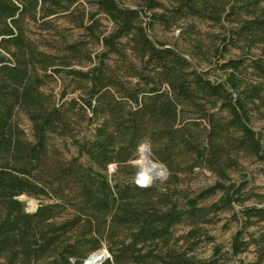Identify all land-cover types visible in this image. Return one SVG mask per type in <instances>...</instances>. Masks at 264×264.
<instances>
[{
    "label": "trees",
    "instance_id": "1",
    "mask_svg": "<svg viewBox=\"0 0 264 264\" xmlns=\"http://www.w3.org/2000/svg\"><path fill=\"white\" fill-rule=\"evenodd\" d=\"M130 1L139 3L87 0L85 11L81 0H0V264H81L102 248L101 264H232L249 248L248 264H264V191L230 178L248 159L262 165L264 183L262 136L250 126L264 103V0ZM187 21L219 26L222 52L240 53H219L220 81L147 34ZM64 25L77 37L66 40ZM55 77L77 98L54 99ZM67 141L68 160L59 148ZM144 143L168 173L160 188L129 182ZM199 171L211 185L175 190L179 176ZM23 195L47 202L26 212ZM225 212L237 223L227 249L196 258L203 226Z\"/></svg>",
    "mask_w": 264,
    "mask_h": 264
},
{
    "label": "rangeland",
    "instance_id": "2",
    "mask_svg": "<svg viewBox=\"0 0 264 264\" xmlns=\"http://www.w3.org/2000/svg\"><path fill=\"white\" fill-rule=\"evenodd\" d=\"M83 2L87 0H81ZM123 6L129 7H136V1L130 0H117ZM158 2L164 3L162 0H156ZM166 4V3H165ZM85 7V11H93L92 8L88 6V4L83 3ZM146 11V10H145ZM154 12H159L160 10L156 9L153 10ZM150 12L146 11V14ZM96 18L100 19V30L104 33H107L110 29V24L100 15L97 14ZM180 28L171 27L168 30H163L158 26H154L151 31H147V34L150 39L153 41L165 42L172 47L176 48L178 51L185 54L186 58L189 60L191 66L195 68L196 71L205 72L208 79L211 81H220L223 79V73L220 72L216 67V60L219 57V53H222V60L225 61L227 59H237L240 58V53L235 49H228L225 53L222 52V29L219 26H214L209 22L199 23L193 22H180ZM187 25H191L194 28L193 33L183 34L180 36V32L182 29L184 30ZM75 29L71 25H64L62 30L63 37L70 39V35L74 38L75 36ZM196 39V46H193L194 40ZM48 44L51 43V38L47 39ZM100 50L99 46L91 48L92 54L91 59L92 62L95 61L93 55ZM256 53V52H255ZM75 69H80L79 66H74ZM86 69V68H82ZM69 79L63 78L58 79L54 78L49 79L47 81V91L54 97V99H59V97H63L61 101H68L70 99H76L78 96V92L72 91V86L69 85ZM16 122L18 123L19 127L23 130L26 138L30 140V131H29V123L25 119V117L21 114H18L16 117ZM82 123L80 126L81 132L83 131ZM250 126L256 132L261 133V144H262V152L264 155V103L259 107L257 113L252 114L251 124ZM89 128V127H88ZM80 132V134H81ZM79 134V136H80ZM78 136V137H79ZM66 147L62 148L61 143H59V148L61 150L62 156L68 160L69 158L75 156V150L68 145V141L65 142ZM147 144H142L141 146ZM149 151V149H148ZM144 153L143 149L137 150V154L135 159L131 162V165L134 168V174L130 178L131 183L138 184V181L135 179L137 174V170L140 167L142 176L140 177L141 181L144 183L152 178V174L161 175V179H151L150 185L157 186L158 188L161 187L162 183L167 179L168 173L165 167L152 160L149 153V160L151 163L155 164L156 166L162 167L165 169L166 173L163 174L161 170H157L156 168L151 170L150 173L144 174V166L140 163V158ZM241 167L237 170V172L230 174V178L233 182H236L244 177H247L248 181L250 182L247 185V189L252 190L256 193H262L264 191V183L262 177L259 173H257V169L261 168L262 165L254 162L253 160H242L240 162ZM115 168H109L108 171V178L109 175L113 174ZM124 177V176H123ZM125 177H129L126 175ZM179 183L176 185L175 190L180 191L182 194L191 195V192L209 186L214 181V178L206 171H199L189 174L187 176H179ZM140 185V184H138ZM23 199H19L23 205L26 212H33L34 208H36L40 203H46V200L40 199H33L26 196H20ZM19 197V198H20ZM252 202H247L244 206L251 205ZM239 207L234 206V210L236 211ZM231 216L230 213H221L218 214L213 221L212 224L203 226V233L206 237H200L198 245L195 247L194 252L192 253L196 258L202 259L207 258L210 256L213 246H220L222 251H225L228 247V244L231 240V236L237 230V223ZM184 230L177 229L176 236H179L183 233ZM105 251L104 248L98 251ZM254 260L252 250L249 248L245 253L235 257L233 260L230 261L232 264H248Z\"/></svg>",
    "mask_w": 264,
    "mask_h": 264
},
{
    "label": "water",
    "instance_id": "3",
    "mask_svg": "<svg viewBox=\"0 0 264 264\" xmlns=\"http://www.w3.org/2000/svg\"><path fill=\"white\" fill-rule=\"evenodd\" d=\"M139 149H143V150H144V158H145V161H146V163L149 164V163H150V160H149V158H148V156H149L148 147H147L146 145H143V146H140ZM153 166H156V165L153 164ZM156 169H157V170H161L163 174L166 173L165 169L162 168V167L156 166ZM140 172H141V170H140V167H139L138 170H137V174H136V176H135V179H136V180H137L138 178H140V176H139V173H140ZM151 177H152L153 179H161V175H155V174H152ZM150 181H151V180L149 179V181L145 182V184H143V185H141V184L138 185V184L135 182L134 185L137 186V187L145 188V187L150 186ZM19 199L21 200V199H23V197H20ZM35 209H36V208H34V210H35ZM34 210H33V211H34ZM107 257H108V255H107L106 251H103V250H101V251H96V252H94V253L88 255V256L86 257V259H84V260L82 261L81 264H101V262H102L105 258H107Z\"/></svg>",
    "mask_w": 264,
    "mask_h": 264
},
{
    "label": "bare ground",
    "instance_id": "4",
    "mask_svg": "<svg viewBox=\"0 0 264 264\" xmlns=\"http://www.w3.org/2000/svg\"><path fill=\"white\" fill-rule=\"evenodd\" d=\"M141 161H140V163H142V165L145 167L144 168V171H143V173L144 174H148V173H150L151 172V170H153V169H155L156 168V166H153V163H146V161H145V158L144 157H141ZM139 176L141 177L142 176V174H141V172L139 173ZM151 179H153V178H150V180ZM137 181H138V184H141V185H143V184H145V182L143 183L142 181H141V179L140 178H138L137 179ZM149 181V180H148ZM147 182V181H146Z\"/></svg>",
    "mask_w": 264,
    "mask_h": 264
}]
</instances>
